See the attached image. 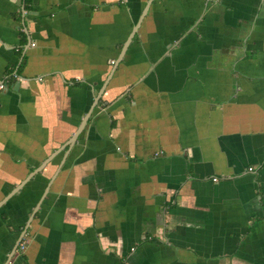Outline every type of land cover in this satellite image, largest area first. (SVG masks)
Listing matches in <instances>:
<instances>
[{"label": "crops", "instance_id": "crops-1", "mask_svg": "<svg viewBox=\"0 0 264 264\" xmlns=\"http://www.w3.org/2000/svg\"><path fill=\"white\" fill-rule=\"evenodd\" d=\"M1 84L0 264H264V0H0Z\"/></svg>", "mask_w": 264, "mask_h": 264}, {"label": "built area", "instance_id": "built-area-1", "mask_svg": "<svg viewBox=\"0 0 264 264\" xmlns=\"http://www.w3.org/2000/svg\"><path fill=\"white\" fill-rule=\"evenodd\" d=\"M4 89H5L4 84H1V85H0V90H4ZM215 181H217V179H215ZM20 248H21L22 250H24V249H25V244L22 243V244L20 245Z\"/></svg>", "mask_w": 264, "mask_h": 264}, {"label": "water", "instance_id": "water-1", "mask_svg": "<svg viewBox=\"0 0 264 264\" xmlns=\"http://www.w3.org/2000/svg\"><path fill=\"white\" fill-rule=\"evenodd\" d=\"M82 128V127H81ZM80 131H81V129H80ZM77 139V138H76Z\"/></svg>", "mask_w": 264, "mask_h": 264}, {"label": "trees", "instance_id": "trees-1", "mask_svg": "<svg viewBox=\"0 0 264 264\" xmlns=\"http://www.w3.org/2000/svg\"><path fill=\"white\" fill-rule=\"evenodd\" d=\"M26 2H27V0H26Z\"/></svg>", "mask_w": 264, "mask_h": 264}]
</instances>
